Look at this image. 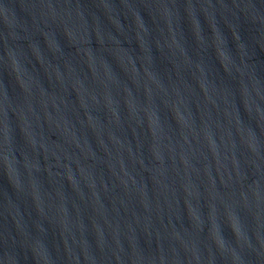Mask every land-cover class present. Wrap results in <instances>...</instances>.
<instances>
[{
    "label": "water",
    "instance_id": "1",
    "mask_svg": "<svg viewBox=\"0 0 264 264\" xmlns=\"http://www.w3.org/2000/svg\"><path fill=\"white\" fill-rule=\"evenodd\" d=\"M0 264H264V0H0Z\"/></svg>",
    "mask_w": 264,
    "mask_h": 264
}]
</instances>
